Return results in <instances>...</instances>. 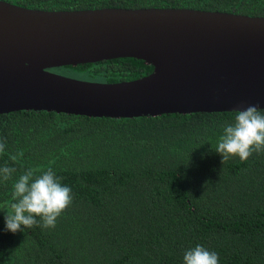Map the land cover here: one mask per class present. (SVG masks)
Here are the masks:
<instances>
[{"label": "trees", "instance_id": "1", "mask_svg": "<svg viewBox=\"0 0 264 264\" xmlns=\"http://www.w3.org/2000/svg\"><path fill=\"white\" fill-rule=\"evenodd\" d=\"M5 1L45 10L187 7L264 16V0ZM151 69L114 58L51 70L118 82ZM232 119L233 111L118 119L1 113L0 167L15 172L0 178V264H182L196 244L217 252L219 264H264V150L221 162L215 147ZM49 168L71 188V205L54 228L6 231L13 183L29 169Z\"/></svg>", "mask_w": 264, "mask_h": 264}, {"label": "water", "instance_id": "2", "mask_svg": "<svg viewBox=\"0 0 264 264\" xmlns=\"http://www.w3.org/2000/svg\"><path fill=\"white\" fill-rule=\"evenodd\" d=\"M134 58L152 67L118 82L52 68ZM264 108V16L187 7L28 8L0 0V114L86 117Z\"/></svg>", "mask_w": 264, "mask_h": 264}, {"label": "clouds", "instance_id": "3", "mask_svg": "<svg viewBox=\"0 0 264 264\" xmlns=\"http://www.w3.org/2000/svg\"><path fill=\"white\" fill-rule=\"evenodd\" d=\"M5 144L0 141V153ZM264 150V111L256 105L240 106L233 110L231 123L224 126L219 136L215 152L227 161L238 157L246 161L253 152ZM22 156L23 153H19ZM13 161L18 157L11 156ZM15 169L0 167V178L7 181ZM71 188L63 185L60 178L49 168L39 175L29 169L20 175L12 186V203L5 211V230L15 234L22 228L41 226L54 228L58 217L71 205ZM39 218V219H37ZM182 264H219V256L202 244L187 249Z\"/></svg>", "mask_w": 264, "mask_h": 264}, {"label": "rangeland", "instance_id": "4", "mask_svg": "<svg viewBox=\"0 0 264 264\" xmlns=\"http://www.w3.org/2000/svg\"><path fill=\"white\" fill-rule=\"evenodd\" d=\"M64 72H66V71H60V72H58V73L63 74V75H66V73H64ZM67 76H69V75H67ZM71 77H72V76H71Z\"/></svg>", "mask_w": 264, "mask_h": 264}]
</instances>
